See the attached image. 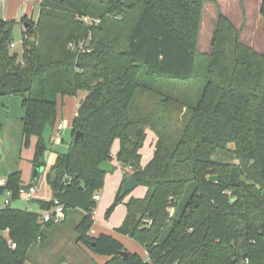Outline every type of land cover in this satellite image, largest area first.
Returning <instances> with one entry per match:
<instances>
[{"label": "trees", "instance_id": "16d2710c", "mask_svg": "<svg viewBox=\"0 0 264 264\" xmlns=\"http://www.w3.org/2000/svg\"><path fill=\"white\" fill-rule=\"evenodd\" d=\"M204 2L42 0L33 23L28 16L7 20L0 0V106L4 96L22 98L25 144L37 137L35 168L47 166L44 131L57 126L59 97L86 93L69 149L57 153L47 174L54 199L39 202L48 210L58 199L65 218L81 210L78 240L110 257L104 264H264V55L222 12L212 51L198 53ZM260 8L264 17V0ZM84 16L100 21L88 24ZM18 21L29 23L21 60L11 47ZM133 124L141 127L138 143L126 133ZM146 129L158 139L142 165ZM78 130L83 135L75 141ZM116 140L118 161L147 187L143 198L127 200L118 231L139 242L147 259L113 234H90L94 196L107 175L99 165L112 161ZM229 145L237 162L218 159ZM23 187L15 172L0 185V196L9 189L13 202ZM123 200L113 201L107 218ZM56 224L35 211L0 206V264H25Z\"/></svg>", "mask_w": 264, "mask_h": 264}, {"label": "rangeland", "instance_id": "374dc122", "mask_svg": "<svg viewBox=\"0 0 264 264\" xmlns=\"http://www.w3.org/2000/svg\"><path fill=\"white\" fill-rule=\"evenodd\" d=\"M37 1L38 0H9L8 15L10 17L15 16L14 14L16 13L17 8L20 5H24L26 13H28L27 15L32 17V19L28 17L27 20L36 23L40 17V4ZM223 2L224 4H227V6L226 4L225 6L229 10L221 8L216 0H209L208 4L207 2L204 3V12L201 22L202 26L197 40V52L202 54L210 53L212 51L211 40L217 28L218 16L222 12L228 15L231 20L238 25L241 30L242 40L246 44H250L260 54L264 55V17L261 15L259 8L261 0H223ZM227 13H230L231 16ZM12 31V46L14 47L12 49L14 52L19 53V58L21 60L24 51L23 40L25 35L22 31V24L16 22L13 25ZM171 86H173V82L164 85V88H171ZM85 95L86 93L82 92L77 97H59L58 109H60V114L58 120H62L66 126L61 133L55 131L50 125L46 127L44 131V139L47 142V148L44 157L47 166L40 170V176L37 179L33 177V171L35 168L33 156L37 141L36 136L32 135L30 137V144H25L26 141H24V125L22 118L26 111L23 107L22 98L17 95L4 96L2 98L0 106V177L8 179L11 174L19 172L21 173L22 184H24L26 188L32 183L39 188V191L36 194V199L32 200L31 203L23 198H17L11 203L12 207L35 211L38 212L40 216L45 213V210L40 207L38 200L41 198L46 201L54 199L53 189L47 181V174L56 160L57 153L67 152L69 149V145L72 141V120L77 110L76 105ZM51 136H54V142L50 141ZM119 145V141H116L112 150L113 159L111 162L114 163L113 165H115V169L114 171L108 172L109 178H107L104 188L100 191L103 198L101 201H97L98 204L95 209L97 212L96 223H102L100 219L105 222L111 219L110 217H106V211L111 207L113 201L120 195L121 185H118L116 191L114 190V193H112L113 189H111L112 186L110 182L111 176L124 175L125 177L126 174L130 175L133 172V170H126L128 166H124L118 161L117 150ZM152 146L153 143L151 139L145 141L142 146L143 153L146 154V150H149ZM233 146L234 145H229L228 147L231 148L230 151H225L219 154V158H217L220 160L222 157V160L226 163L237 162L238 159L234 157V153L232 152V149L234 148ZM147 161L148 159H146V162ZM146 190L147 187L145 185H140L136 188L135 195L143 196L146 193ZM134 191L135 190L127 193L123 201L127 200ZM111 194L113 197L111 204L103 212L104 207L109 203V199H111ZM123 201L120 203L123 206L120 211L124 210L126 207L123 204ZM1 206H5L4 203L1 204ZM172 208H174L173 205L169 207V210ZM82 215L83 212L81 210L69 211L65 218L64 225L56 224L46 228L45 234L47 237L45 238V241L43 239L39 240L38 243H40V245L35 247V251L30 255L25 264H95L91 260L90 262L89 260H79L75 253L77 251L75 246L80 244L78 240L79 235L77 232V226L80 223ZM118 228L119 227H112L113 231L111 233L123 237L125 247L130 251L139 253L143 258H148L143 246L135 239L129 237L125 238V236H123L124 234H121L118 231ZM5 234H7V231ZM84 246L81 247L83 248ZM81 247L79 246V248ZM248 263L249 261L247 260L242 261V264Z\"/></svg>", "mask_w": 264, "mask_h": 264}, {"label": "crops", "instance_id": "0c3cea01", "mask_svg": "<svg viewBox=\"0 0 264 264\" xmlns=\"http://www.w3.org/2000/svg\"><path fill=\"white\" fill-rule=\"evenodd\" d=\"M208 1L209 0H205V2H207V4H208ZM216 1H218V5L219 6H221V8H224V9H227V4H226V6H225V4H224V2H223V0H216ZM39 4H40V10H41V3H42V0H38L37 1ZM204 2V3H205ZM8 5H9V0H5V9H4V15H5V18L7 19V20H11V19H20L22 16H28L29 18H31L32 19V17L31 16H29V15H27L28 13H26V9H25V6L24 5H20L18 8H17V11H16V13L14 14L15 16H13V17H10L9 15H8ZM203 8H204V5H203ZM260 8V7H259ZM223 9V10H224ZM227 10H229V9H227ZM260 11H261V8H260ZM204 12V11H203ZM261 13V12H260ZM227 14H229L230 15V13H227ZM226 15V14H225ZM228 16V15H227ZM231 16V15H230ZM229 17V16H228ZM230 18V17H229ZM231 19V18H230ZM232 22H234V21H232ZM18 23H21L22 24V31L24 32V26H26L25 25V23L24 22H19L18 21ZM237 25V24H236ZM238 26V25H237ZM77 106H78V104L76 105V108H77ZM77 110H78V108H77ZM77 110H76V112H75V115H76V113H77ZM75 117V116H74ZM74 119V118H73ZM72 122H73V120H72ZM59 123H63L64 124V128H65V126H66V124L61 120V121H57V123H56V128L54 129L55 131H57V127H58V125H59ZM63 128V129H64ZM62 129V130H63ZM62 132V131H61ZM146 133H147V137H146V140L145 141H147V140H149V139H151V141H152V143H153V146L149 149V150H146V154L145 153H143V151H142V148H141V150H140V153L141 154H143V158H142V162H141V164L142 165H145L146 163H148L149 162V160L153 157V155H154V150H155V146H156V143H157V139H158V137L156 138V136H155V134H154V132L152 131V130H150V129H147V131H146ZM52 140L51 141H55L54 140V136H51L50 137ZM36 140H37V137H36ZM116 141H119V144H120V140H116ZM116 141H115V143H116ZM114 143V144H115ZM113 147H114V145H113ZM119 148H120V145H119ZM119 148H118V150H119ZM112 150H113V148H112ZM118 150H117V152H118ZM35 153V152H34ZM112 154V153H111ZM146 155V156H145ZM54 158V157H53ZM56 158H57V156H56ZM146 159H148V161L146 162ZM112 164H114L113 162H111ZM128 168V167H127ZM114 169H115V165H114ZM127 170V169H126ZM1 178V177H0ZM107 178H109V174L107 173V175H106V179H105V182H106V180H107ZM111 186H112V188L111 189H113V192L112 193H114V190L116 191V188H117V186L118 185H121L122 184V182L125 180V177H124V175H122V176H120V175H113V176H111ZM32 184H34V183H32ZM32 184H30V185H28V186H32ZM35 185V184H34ZM36 186V185H35ZM140 186V185H139ZM36 188H37V186H36ZM38 191H39V188H37V190L32 194V196H28V195H21V197L20 198H23V199H25L27 202H29V203H31L32 202V200H34V199H36V194L38 193ZM146 192H147V190H146ZM135 193H136V189H135V191L132 193V195L130 196V197H136V198H143V196L146 194H144L143 196H137V195H135ZM100 194V193H99ZM129 197V198H130ZM102 198H103V196H101V194H100V199L99 200H97V201H101L102 200ZM129 198H127V200L129 199ZM112 199H113V197H112V194H111V199H109V203L104 207V209H103V212L108 208V206L111 204V201H112ZM39 200H41V201H46V200H44V199H39ZM39 200H38V203H39V205H40V207H41V204H40V202H39ZM127 200H125V201H123L124 203V205L126 206V203H127ZM1 206V205H0ZM122 204H120L119 206H117L116 208H115V210L112 212V214H111V216H110V220H108L107 222H105L104 220H102V219H100V221L102 222V223H96L97 222V218H96V210H95V212H94V219H95V224H94V228H92V230L90 231V234H92L93 236H96V235H99L100 233H106V234H110V235H114L116 238H118L123 244H124V241H123V237H119V236H117V235H115L114 233H111L113 230H112V227L113 228H117V227H120L121 226V224L123 223V221L125 220V216H126V213H127V207H125V209L124 210H122V211H120L121 209H122ZM42 208V207H41ZM119 211H120V213H119ZM62 225H64V224H62ZM123 236H125V238H131V239H133L132 237H130L129 235L127 236V235H123ZM122 238V239H121ZM79 246L81 247V246H84V245H81V244H78V245H76L75 247L77 248V251L75 252L76 254H77V257L79 258V260H89V262H90V260L93 262V263H95V264H104L105 262H107L108 260H110V257H108V256H105V255H100V254H94L91 250H89V249H87L85 246L82 248H79ZM124 246H125V244H124ZM126 249H128V248H126ZM145 249V248H144ZM129 250V249H128ZM146 250V249H145ZM35 251V249L32 251V253ZM31 253V254H32ZM146 255L148 256V253H147V250H146ZM76 257V258H77ZM106 257V258H105ZM72 258V257H71ZM108 258V259H107ZM73 259V258H72ZM105 259H107L106 261H104ZM144 259H147V258H144ZM76 260V259H75ZM77 261V260H76ZM91 262V263H92Z\"/></svg>", "mask_w": 264, "mask_h": 264}, {"label": "built area", "instance_id": "2783aa9c", "mask_svg": "<svg viewBox=\"0 0 264 264\" xmlns=\"http://www.w3.org/2000/svg\"><path fill=\"white\" fill-rule=\"evenodd\" d=\"M83 20L85 22H87L88 24H94L95 22H99V19H94L91 16H84ZM72 48H75V45H79L80 48L82 50L85 51V45L83 42L81 43H75V45L73 43L69 44ZM12 48H14L11 45ZM64 128V124L63 123H59L58 127H57V132L61 133L62 129ZM127 170H131L132 171V167L128 166ZM7 183V179L5 178H0V185L4 186ZM37 190L36 186L34 184H32V186H28V188H26V186L24 185L23 188H21V195H28L29 197L32 196V194ZM12 191L7 189L5 194H3L4 196V205H8L12 203ZM94 199L99 200L100 199V194L96 193L94 196ZM54 206L51 209L45 210V213L42 214L40 217V220H42V222L44 223H49L50 221H55L58 224H62L65 221V208L64 205L61 204V202L58 199L54 200ZM170 215L173 214L174 212V208L169 210ZM149 223H152V221H149ZM13 247H15V245H12Z\"/></svg>", "mask_w": 264, "mask_h": 264}, {"label": "water", "instance_id": "95a60500", "mask_svg": "<svg viewBox=\"0 0 264 264\" xmlns=\"http://www.w3.org/2000/svg\"><path fill=\"white\" fill-rule=\"evenodd\" d=\"M25 25L27 27V26H29V23L27 22V23H25ZM15 54H18V52H15ZM140 130H141V127L138 124H133V125H130L127 128L126 133H127L128 137L133 142L138 143L139 142L138 134H139ZM82 135H83V132L78 130V132L75 135L74 140L78 141V138L80 136H82ZM99 169L101 171H104V172L108 173L110 171H114V165L111 162L109 163L108 161H103L102 163H100ZM40 170L41 169H39V168H34L33 177L35 179H37L39 177ZM216 178H217V176H210L209 179L212 181V180H214ZM138 186H139V182H138V180H137L135 175H130V176L126 177V179L121 184V190H120L119 197L120 198L125 197L127 195V193L135 190ZM3 201H4V196L1 195L0 196V205L3 204ZM232 201L234 202V201H236V199H233ZM122 254L124 256H126L127 252H123Z\"/></svg>", "mask_w": 264, "mask_h": 264}]
</instances>
